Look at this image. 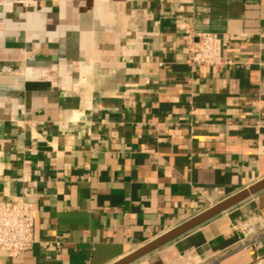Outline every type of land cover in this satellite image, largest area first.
Returning <instances> with one entry per match:
<instances>
[{
	"label": "crops",
	"instance_id": "0c3cea01",
	"mask_svg": "<svg viewBox=\"0 0 264 264\" xmlns=\"http://www.w3.org/2000/svg\"><path fill=\"white\" fill-rule=\"evenodd\" d=\"M214 33L222 67L188 63ZM264 179V0H0V264H114ZM264 190L130 264H252Z\"/></svg>",
	"mask_w": 264,
	"mask_h": 264
},
{
	"label": "built area",
	"instance_id": "2783aa9c",
	"mask_svg": "<svg viewBox=\"0 0 264 264\" xmlns=\"http://www.w3.org/2000/svg\"><path fill=\"white\" fill-rule=\"evenodd\" d=\"M184 41L189 64L206 68H218L226 64L221 55L218 35L185 31ZM36 215L37 208L32 203L22 199L0 200V253L18 256L32 248ZM231 229L237 233L239 245L243 249L256 251L257 242L264 240V230H257L247 221L231 225ZM252 264H264V254L256 252Z\"/></svg>",
	"mask_w": 264,
	"mask_h": 264
},
{
	"label": "water",
	"instance_id": "95a60500",
	"mask_svg": "<svg viewBox=\"0 0 264 264\" xmlns=\"http://www.w3.org/2000/svg\"><path fill=\"white\" fill-rule=\"evenodd\" d=\"M264 190V179L255 183L248 189H245L236 195L228 198L224 202L212 207L211 209L205 211L204 213L198 215L197 217L187 221L180 227L176 228L175 230L159 237L158 239L154 240L153 242L147 244L146 246L138 249L134 253L130 254L129 256L125 257L124 259L114 263V264H130L133 261L139 259L140 257L158 249L159 247L165 245L166 243L170 242L171 240L179 237L180 235L188 232L189 230L193 229L194 227L208 221L209 219L213 218L214 216L221 214L222 212L226 211L227 209L241 203L242 201L248 199L251 196L256 195L257 193Z\"/></svg>",
	"mask_w": 264,
	"mask_h": 264
}]
</instances>
